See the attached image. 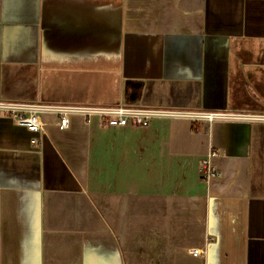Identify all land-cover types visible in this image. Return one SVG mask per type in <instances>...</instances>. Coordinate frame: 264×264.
<instances>
[{"label": "crops", "instance_id": "0c3cea01", "mask_svg": "<svg viewBox=\"0 0 264 264\" xmlns=\"http://www.w3.org/2000/svg\"><path fill=\"white\" fill-rule=\"evenodd\" d=\"M0 100L264 113V0H0ZM44 120L0 115V264H264V122Z\"/></svg>", "mask_w": 264, "mask_h": 264}, {"label": "built area", "instance_id": "2783aa9c", "mask_svg": "<svg viewBox=\"0 0 264 264\" xmlns=\"http://www.w3.org/2000/svg\"><path fill=\"white\" fill-rule=\"evenodd\" d=\"M0 115L11 118L17 124L26 127L33 133L41 132L46 126L47 116L56 119L59 128H67L72 116H80L85 123L96 120L103 127H138L146 128L153 120L188 119L193 123L202 121L234 120L247 122H264V113L236 111H204L189 110L175 107H159L146 105H99L66 102H21L0 100ZM216 150H210L200 165L202 180L217 175L211 158L218 156ZM193 256L200 254L198 250L191 251Z\"/></svg>", "mask_w": 264, "mask_h": 264}]
</instances>
